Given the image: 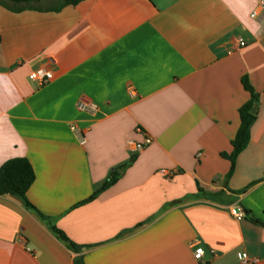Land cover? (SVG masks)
Listing matches in <instances>:
<instances>
[{
  "label": "crops",
  "instance_id": "1",
  "mask_svg": "<svg viewBox=\"0 0 264 264\" xmlns=\"http://www.w3.org/2000/svg\"><path fill=\"white\" fill-rule=\"evenodd\" d=\"M0 6V167L26 158L27 200L0 196V264L264 262V16L255 0H83ZM255 12L256 16L251 17ZM245 42L239 47L238 42ZM52 71L39 86L32 74ZM258 94L226 181L238 110ZM79 101L96 112L79 111ZM71 127L76 130L72 131ZM151 144L138 153L129 141ZM134 163L95 200L111 170ZM198 187L203 192H198ZM244 190V192H241ZM232 207L249 212L240 220Z\"/></svg>",
  "mask_w": 264,
  "mask_h": 264
},
{
  "label": "trees",
  "instance_id": "2",
  "mask_svg": "<svg viewBox=\"0 0 264 264\" xmlns=\"http://www.w3.org/2000/svg\"><path fill=\"white\" fill-rule=\"evenodd\" d=\"M41 1L50 0H0V6H3L12 11H21L26 8H30L33 4ZM58 2V6L54 10H59L66 6H76L83 0H54ZM242 85L245 91L249 93V100L239 108V127L234 138L231 140L232 150L230 153L222 152L220 156L230 162V170L226 176V181L230 178L234 171L235 162L237 157L248 147L250 142V127L256 119V115L251 114L252 108L258 103V94L255 93L252 86L249 84L246 77L242 78ZM136 156H132L126 163L114 168L110 171L108 177L104 180L101 186L95 190L92 195L87 199L77 203L73 208L87 204L95 200L102 192L112 187L123 176L125 171L134 163ZM35 174L30 162L26 158H13L4 162L0 167V196H13L19 199L24 207L31 211L39 220L44 222L49 231L67 248L75 254H79L81 247L73 244L65 234L56 228L54 225L55 219L52 217L41 214L26 198V193L34 183ZM198 192H203L198 187ZM241 192H244L242 190ZM245 216L249 215V212L243 210ZM251 220L264 226V223L251 218ZM74 264H84L82 256H76L74 258Z\"/></svg>",
  "mask_w": 264,
  "mask_h": 264
},
{
  "label": "built area",
  "instance_id": "3",
  "mask_svg": "<svg viewBox=\"0 0 264 264\" xmlns=\"http://www.w3.org/2000/svg\"><path fill=\"white\" fill-rule=\"evenodd\" d=\"M257 8L261 11V13L264 16V0H255ZM256 13L253 12L251 14V17H255ZM239 47H244L245 42L242 40H239L238 42ZM53 74L52 71L46 68H38L36 69L33 74H32V79L39 85L43 86L46 83H48ZM77 109L79 111L87 112V113H94L96 112V106L95 104L91 102H84V101H79L77 104ZM72 131H75V127H71ZM151 144V139L149 137H145L142 142H134V141H129L127 143L128 149L132 151L133 153H138L142 151L144 148H146L148 145ZM230 214L240 220L244 217L243 211L238 208V207H232L230 209ZM203 249L199 246V244H194V250H193V258L196 262L199 264H203ZM238 264H264L263 261L255 258H250L246 253H240L239 254V263Z\"/></svg>",
  "mask_w": 264,
  "mask_h": 264
},
{
  "label": "rangeland",
  "instance_id": "4",
  "mask_svg": "<svg viewBox=\"0 0 264 264\" xmlns=\"http://www.w3.org/2000/svg\"><path fill=\"white\" fill-rule=\"evenodd\" d=\"M42 3H40L38 6H46L50 4V1H41Z\"/></svg>",
  "mask_w": 264,
  "mask_h": 264
},
{
  "label": "water",
  "instance_id": "5",
  "mask_svg": "<svg viewBox=\"0 0 264 264\" xmlns=\"http://www.w3.org/2000/svg\"><path fill=\"white\" fill-rule=\"evenodd\" d=\"M251 114H252V115H256V109H255V108H252V110H251Z\"/></svg>",
  "mask_w": 264,
  "mask_h": 264
}]
</instances>
